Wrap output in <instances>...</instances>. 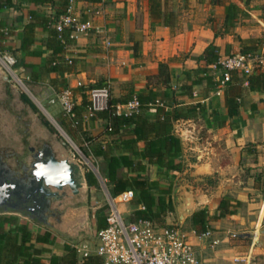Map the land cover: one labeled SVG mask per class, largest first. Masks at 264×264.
<instances>
[{"label": "crops", "instance_id": "0c3cea01", "mask_svg": "<svg viewBox=\"0 0 264 264\" xmlns=\"http://www.w3.org/2000/svg\"><path fill=\"white\" fill-rule=\"evenodd\" d=\"M12 1L15 7H0V20L12 30L0 44L10 51L20 47L30 9L45 14L55 10L51 3L37 5L31 0ZM215 1L161 0L159 15L152 13L151 0H109L99 15L94 12L97 0L78 1L73 5L74 13L83 20L92 19L97 29L78 33L68 45L66 55L72 61L71 71L45 70L52 51L46 46L48 34L40 27L31 49L16 52L19 60L23 59L28 65H17L18 71L29 77L34 94L41 102L46 101L47 95L56 94L60 88L71 87L77 105L82 102L84 89L77 85L78 82L81 81L85 87L106 85L112 97H127L146 91L162 62L169 64L172 89L177 92L186 83L190 71L199 70V75L216 79L218 71L214 70L213 64H206L204 51L208 46L215 45L220 48L221 57L243 53L240 38H254L262 42L257 50L250 52L259 55L261 60L252 73L264 71V0H248L245 4L240 0H228L237 2L244 9L231 32H225L226 5ZM20 16L24 17L23 20H18ZM193 77L199 76L193 73ZM157 88L165 89L162 86ZM225 89L220 95L216 94L217 89L209 90L208 80H204L194 86L192 97L178 98L183 105L201 104L205 109L197 117L180 119L175 123L174 131L183 141V168L173 171L172 176L175 178L176 174L185 175L188 172L193 176L183 178L177 186L174 182L172 197L177 213L178 202L186 190L193 192L195 207L207 208L212 216L218 213L220 202L226 195L232 197L234 203L235 200L241 201L245 209L259 203L264 207V91H252L245 95L241 116L229 119L225 126L214 129L208 125V117L213 108L226 111ZM27 95L39 109V104ZM79 116L81 124L76 126L62 107L57 111L59 121L75 135L80 136L84 132L87 138L92 137L93 140L105 138L107 119L87 118V111H82ZM87 143L83 139L82 144ZM195 151L197 155L193 159ZM151 169L154 174L150 176L156 178V166L150 165L148 174ZM231 216L239 218L241 214ZM226 217L210 221V245L194 230L189 234L201 254H207L205 256L210 264H249L250 252L259 249L264 253V244L259 243L257 238L234 239L232 235L245 231L258 234V230L264 227V209L259 222L256 215L243 217L251 223L249 227L236 229L231 225L227 230H220L225 226ZM21 219L41 229L32 220L23 216ZM54 252L60 253L56 248ZM50 255L51 252H46L45 259ZM240 258L245 262L237 261Z\"/></svg>", "mask_w": 264, "mask_h": 264}, {"label": "trees", "instance_id": "16d2710c", "mask_svg": "<svg viewBox=\"0 0 264 264\" xmlns=\"http://www.w3.org/2000/svg\"><path fill=\"white\" fill-rule=\"evenodd\" d=\"M37 5L52 4L55 10L45 14L37 9H30L28 21L24 24L19 49H11L17 60V65L28 66L23 59L18 58L19 50L29 51L36 42L38 28L47 34L46 46L52 51L47 61V72H70L72 65L67 58V47L74 41L71 29L60 32L57 29L59 18L67 12L70 0H31ZM247 3L248 0H240ZM152 13L159 15L161 0H151ZM225 4V32H231L244 9L237 3L228 0H216ZM0 7H15L12 0H0ZM23 16L18 20H23ZM12 33L4 22L0 20V43ZM243 53L257 50L261 43L258 39H241ZM221 57L220 48L210 45L203 54L207 65L216 64ZM201 71H190L187 81L180 91L172 89L170 67L167 62L160 63L159 71L152 76L148 89L127 97H112L111 107L108 110L97 112L92 118L107 119L105 125V138L93 140L88 137V145H83V152L95 160L100 175L113 196L131 188L135 191L133 204L135 209L129 218L133 221L148 219L161 225H167V216L175 210L173 202V171L183 168L181 156L183 154V141L174 131L175 123L180 119L197 117L204 111L201 104L183 105L179 97H192L194 86L208 80V89L216 90L219 83L212 76L199 75ZM193 73L199 77L194 78ZM32 79V75L30 76ZM162 86L165 89H158ZM64 88V87H63ZM62 88H60L61 90ZM59 90V91H60ZM252 91H264V71H255L247 76H241L233 71L231 79L226 84L225 106L226 111L213 108L208 117V125L214 129L221 128L229 119L241 116L243 98ZM24 99L39 111L31 98L24 93ZM136 97L140 103L137 111L132 113H118L116 106L124 104ZM90 105L88 94L83 89L82 102L76 105V118L71 120L76 126L81 124L82 111H87ZM44 121L54 130L55 127L41 114ZM61 124L67 126L60 121ZM154 165L158 168L157 177L148 174V167ZM87 179L91 186L100 183L97 174L88 169ZM229 195L222 198L218 213L210 215L207 208L195 211L191 215L193 229L197 235H203L210 228L212 219L222 218L228 214H235L241 201ZM97 227L106 225V217L100 213L95 214ZM234 239L236 237H233ZM51 246V247H50ZM56 248L60 253L54 252ZM51 252L48 259L44 254ZM0 264H103L98 256L88 258L79 257L77 250L69 242L58 241V236L51 230L37 229L29 222H25L16 214H0Z\"/></svg>", "mask_w": 264, "mask_h": 264}, {"label": "water", "instance_id": "95a60500", "mask_svg": "<svg viewBox=\"0 0 264 264\" xmlns=\"http://www.w3.org/2000/svg\"><path fill=\"white\" fill-rule=\"evenodd\" d=\"M24 93L0 65V214H19L73 244L94 239L87 171ZM194 208L193 192L184 191L180 221ZM232 235L264 244V227Z\"/></svg>", "mask_w": 264, "mask_h": 264}, {"label": "built area", "instance_id": "2783aa9c", "mask_svg": "<svg viewBox=\"0 0 264 264\" xmlns=\"http://www.w3.org/2000/svg\"><path fill=\"white\" fill-rule=\"evenodd\" d=\"M78 1L88 0H70L67 12L59 18L56 26L60 32L67 28L71 29V37L74 38L78 33H86L92 29H97L92 19L83 20L74 13L73 5ZM108 1L97 0L95 14H101ZM260 61L259 55L253 52L235 53L220 57L219 61L213 64L214 70L218 71L216 80L219 83L216 94L220 95L223 92L227 82L232 77L233 71L247 76L255 70ZM70 62L72 61L70 60ZM17 64L18 60L14 54L9 51H0V65L13 81L27 92L29 77H25L18 71ZM77 85L84 87L88 94L90 105L87 110V118H92L97 112L108 110L112 106V95L108 86L85 87L81 81ZM55 97L50 101H59L66 115L74 120L77 116V101L73 89L64 87L55 94ZM139 105L138 99L134 97L127 103L118 104L116 108L118 113L129 114L137 111ZM75 147L77 146L75 145ZM82 157L90 161V157L84 152ZM92 167L100 174L98 165L93 163ZM98 177L100 181L102 179L106 186L105 192L109 205L106 225L97 228L94 239H85L77 244L69 242L75 247L79 257L98 256L102 259L103 264H210L203 257L200 249L191 241L189 234L183 231L180 225L169 223L161 225L148 219L131 220L129 216L122 213L119 204L132 202L135 191L128 188L113 196L106 179L101 176ZM211 234L209 229L199 236L210 238ZM216 242L214 241V243Z\"/></svg>", "mask_w": 264, "mask_h": 264}, {"label": "rangeland", "instance_id": "374dc122", "mask_svg": "<svg viewBox=\"0 0 264 264\" xmlns=\"http://www.w3.org/2000/svg\"><path fill=\"white\" fill-rule=\"evenodd\" d=\"M0 51H9L11 52L9 49H7L4 44H0ZM13 54V53H12ZM28 74V72H27ZM27 86L28 89L27 93L39 104V110L41 112V114H43L47 119H49L50 123L55 127V129L57 130V132L60 134V136L64 139H66L69 144L71 145V147L77 152V157L79 158V160H81L83 162V165L85 167L86 170L91 169L93 170L95 173H97L98 176H101L98 172H96V170H94V168L92 167L93 163L95 164V160L93 158H90V161L86 160L83 156V139H87V136L85 135L84 132H82L80 134V136L75 135L74 133H72L69 129H66V127H64L61 122L59 121V119L57 118V111L60 110L61 105L59 103V101H55V103H51L50 100L51 98L54 99L55 94H50L47 95L46 97V101L41 102L34 94V88L31 85V81H27ZM26 93V92H25ZM44 96H46V94H44ZM51 97V98H50ZM52 113V114H51ZM76 128V127H75ZM203 133V132H202ZM75 145L77 147H75ZM193 159H196L195 156L197 155V152H193ZM155 169V168H154ZM157 171L158 168L156 167ZM189 173V172H188ZM176 174L175 178L173 177V182H175V186H177V184L183 180V178H192L193 176H190V174ZM154 174L153 169H151V171L149 170V175ZM157 174V173H156ZM172 175V174H171ZM101 178V177H100ZM198 182V181H197ZM105 185L101 179L100 183L98 186H91L90 187V223L92 225V231L93 234H95L96 230H97V221H96V216L95 214L100 213L103 216H107L108 212H109V205H108V201H107V196H106V192H105ZM195 189V188H194ZM237 201V200H235ZM135 208V204H133V202L130 203H121L119 204V209L122 211V213H124L126 216H130L132 209ZM201 208V206H196L193 210L197 211ZM248 209V208H247ZM244 208V205L237 206V214H241V217H232V214H228L225 220V226L221 227L220 230H227V227H235L236 229L242 228V227H249L251 225V223L247 220L244 219L243 217L246 216H250V215H256L257 216V220L259 222V217L262 213V210L264 209L262 203H259L258 206H254V205H250L249 209L247 210ZM192 212V213H193ZM235 213V214H236ZM192 215V214H191ZM191 215H189L184 222H181L179 219V215L177 213V209L175 207V210L172 213H169L167 216V223L169 224H178L181 226V229L185 232H187L188 234H190V232L193 229V225L191 222ZM22 217V216H21ZM232 225V226H231ZM255 228V227H253ZM41 229H45L43 226H41ZM212 229V225L210 224V228ZM256 229V228H255ZM53 232V231H52ZM55 235H57L55 232H53ZM259 233V230H258ZM58 236V240L60 242L65 241L66 239ZM87 239H91V238H87ZM67 241V240H66ZM210 241H212V237L210 238H205V243H209L210 245ZM70 242V241H68ZM256 248V246H255ZM250 252V251H249ZM207 254H203V257L206 259V261L208 263H210V261L207 260V256H205ZM249 255H251L249 258V264H264V253L261 252L259 249L256 251H252L249 253ZM248 256V255H247ZM248 260V258H247ZM241 263H244L245 260L243 258H240L239 260H237Z\"/></svg>", "mask_w": 264, "mask_h": 264}, {"label": "flooded vegetation", "instance_id": "af4514ba", "mask_svg": "<svg viewBox=\"0 0 264 264\" xmlns=\"http://www.w3.org/2000/svg\"><path fill=\"white\" fill-rule=\"evenodd\" d=\"M210 183H212V180L210 181Z\"/></svg>", "mask_w": 264, "mask_h": 264}]
</instances>
